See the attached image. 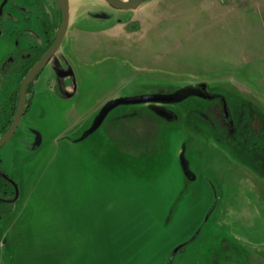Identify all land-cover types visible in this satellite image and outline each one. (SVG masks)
Returning <instances> with one entry per match:
<instances>
[{"label":"rangeland","instance_id":"rangeland-1","mask_svg":"<svg viewBox=\"0 0 264 264\" xmlns=\"http://www.w3.org/2000/svg\"><path fill=\"white\" fill-rule=\"evenodd\" d=\"M69 3L61 48L0 148L1 169L17 187L0 221V264H264L256 10L227 11L231 0H145L124 11L104 0ZM62 60L73 83L58 95L52 72ZM200 84L213 99L158 102L175 120L151 103L122 104L83 138L112 99ZM215 96L224 97L232 128Z\"/></svg>","mask_w":264,"mask_h":264},{"label":"flooded vegetation","instance_id":"flooded-vegetation-1","mask_svg":"<svg viewBox=\"0 0 264 264\" xmlns=\"http://www.w3.org/2000/svg\"><path fill=\"white\" fill-rule=\"evenodd\" d=\"M61 1L67 7L70 19L71 7L69 0ZM106 5L112 8L107 3ZM77 15L83 17L82 13ZM61 19L62 12L57 0H0V132L5 133L11 125L20 98L21 82L53 44L54 35L60 26ZM62 42L57 51L61 48ZM53 57L28 82L25 88V107L21 118L31 110L35 100V87L40 74L46 69ZM66 73L68 74L66 75ZM52 79L57 94L65 95L63 90L66 83H73V72L70 63L65 60L60 61L57 69L52 72ZM195 88L204 95L213 96L206 88L201 89L199 85H196ZM215 97L221 100L220 108L216 110L217 113L232 128L231 115L227 108V113H224L223 110L224 97ZM199 98L204 100L213 99ZM150 109L155 114L157 112L168 114L169 118L167 119H176L173 113L158 102L151 103ZM254 125L258 126V123H254ZM1 167L2 160L0 159V183L3 188L0 193V202L10 204L16 200L14 199V185L16 183L14 179L4 174Z\"/></svg>","mask_w":264,"mask_h":264},{"label":"water","instance_id":"water-1","mask_svg":"<svg viewBox=\"0 0 264 264\" xmlns=\"http://www.w3.org/2000/svg\"><path fill=\"white\" fill-rule=\"evenodd\" d=\"M145 0H105V2L110 5L113 9L115 10H131L135 9L138 7L139 4H141ZM58 5L61 8L62 12V19L60 26L58 30L56 31L54 35V42L51 45V47L45 52V54L42 56L40 61L28 72V74L25 76V78L22 80L21 85H20V90H19V101L17 104L16 112L12 118V123L7 129V131L0 137V148L11 138L13 133L16 130V127L18 126L21 116L24 111L25 107V88L28 84V82L32 79V77L46 64V62L55 55V52L57 51L60 43L62 42L63 37L66 34L68 24H69V11L64 3H62L61 0H57ZM68 73H66L67 75ZM195 85H189L186 87H183L181 89H178L174 93L171 94H166V95H148V96H137V97H131V98H119V99H112L108 102H106L98 111V113L95 116V119L93 121V124L91 127L88 129V131L83 135V138L95 131L99 125L102 123L103 119L105 116L108 114V112L113 109L116 106L122 105V104H139V103H157V102H177L181 101L184 98L190 96V95H196L202 98H213V96L209 95H204L203 93H200L198 89L195 88ZM199 87L203 89L205 87L204 84H200ZM223 110L224 113H227L226 111V105H223ZM160 116L169 118L167 115L164 113H158ZM181 169L184 174V176L189 179L193 180L195 177L191 173L187 162L183 158V155H181ZM15 188V196L14 199L17 198V187L14 185ZM198 230L195 232L197 233ZM194 235L191 237V239L195 236ZM185 243L178 245L175 247L172 251V254L175 252L180 251V248L184 245Z\"/></svg>","mask_w":264,"mask_h":264},{"label":"crops","instance_id":"crops-1","mask_svg":"<svg viewBox=\"0 0 264 264\" xmlns=\"http://www.w3.org/2000/svg\"><path fill=\"white\" fill-rule=\"evenodd\" d=\"M232 3L229 5L226 9L227 11L231 8V11L235 10L236 12L242 11V10H256V21H255V27L257 29V32L261 34L263 40H264V0H231ZM231 6V7H230ZM109 142L112 144L114 143L111 139H109ZM183 174V172H182ZM184 176V174H183ZM185 177V176H184ZM151 178V177H150ZM186 178V177H185Z\"/></svg>","mask_w":264,"mask_h":264},{"label":"trees","instance_id":"trees-1","mask_svg":"<svg viewBox=\"0 0 264 264\" xmlns=\"http://www.w3.org/2000/svg\"><path fill=\"white\" fill-rule=\"evenodd\" d=\"M4 132H0V137L2 136ZM1 180V178H0ZM3 188L1 186V183H0V193L2 192ZM5 190V189H4ZM11 214V208H10V204H6V203H3V202H0V219H5L7 218L9 215ZM197 231V230H196ZM195 231V232H196ZM200 232V229L198 230L197 233H195V236L189 240H187L185 242V244L180 248V251H184L186 249V247L192 242L195 240V238L197 237V235L199 234ZM172 256V255H171Z\"/></svg>","mask_w":264,"mask_h":264},{"label":"built area","instance_id":"built-area-1","mask_svg":"<svg viewBox=\"0 0 264 264\" xmlns=\"http://www.w3.org/2000/svg\"><path fill=\"white\" fill-rule=\"evenodd\" d=\"M224 1H226V0H219V2H221V3H223Z\"/></svg>","mask_w":264,"mask_h":264}]
</instances>
